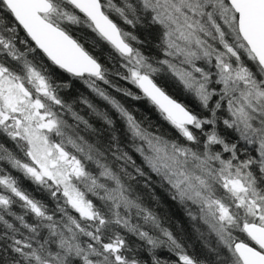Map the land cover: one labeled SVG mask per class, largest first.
<instances>
[{"label": "snow or ice", "instance_id": "obj_1", "mask_svg": "<svg viewBox=\"0 0 264 264\" xmlns=\"http://www.w3.org/2000/svg\"><path fill=\"white\" fill-rule=\"evenodd\" d=\"M76 82L107 137L63 98ZM153 185L215 237L203 259L146 206ZM0 264H264V0H0Z\"/></svg>", "mask_w": 264, "mask_h": 264}, {"label": "trees", "instance_id": "obj_2", "mask_svg": "<svg viewBox=\"0 0 264 264\" xmlns=\"http://www.w3.org/2000/svg\"><path fill=\"white\" fill-rule=\"evenodd\" d=\"M115 19V17H114ZM117 23H121L122 27H127L122 24L119 20H117ZM131 30V29H129ZM136 35H138L142 40H147V41H154L156 38L155 32H148L145 29L142 28H137L133 30ZM89 36H91V33H88ZM87 47V45H86ZM90 51H93L89 47ZM146 50H152L153 52L155 51L152 49V44H148V48ZM110 52V49L108 48L107 45L101 44V46L93 51V54L100 60L102 64H104L106 67L111 68L113 62L109 60L108 54ZM158 82H163V78H161L160 81ZM121 85L124 87H129L132 88L133 91H136V89L133 88V86L128 85L124 81H118ZM170 83V82H168ZM104 87L103 85H101ZM167 90L171 95H173L177 99L183 100V94L180 92L178 89H176L174 86L168 87ZM80 94H83L85 97L88 99L92 100L94 103L97 104V106L103 108L104 103L100 101L98 98L94 97L90 91L86 88L85 85L76 82L74 87L72 88L71 91H66L63 93V98L69 102V103H74V108L80 112L81 115H84L86 119H89L93 125L100 130V124L98 121L95 120L94 117H91L88 114V109L86 106L83 104L79 103V97ZM113 95H117V98L121 100L122 103L129 109V111L132 112V114L136 117L137 120H140L144 123L145 126L152 125L153 129L159 128L161 131H169V127L167 124H165L159 117L158 113L154 110L153 107H151L146 100H133L131 98H124L118 94H116L114 91L112 92ZM117 127L120 130V135L121 139H124V129H123V124L122 122H117ZM86 137H88L90 140L97 139L98 137H90L88 136L87 133H84ZM100 136L107 137L109 134L104 131L100 130L99 133ZM126 146V142L125 145ZM135 157V154H133ZM137 159V162H139V157H135ZM15 174V173H14ZM153 179H156L153 177ZM25 189H27L29 192L32 193V195L41 200L47 201L48 197L46 193H43L39 190L36 189V186L30 185V182H23L22 185ZM153 188L155 190L156 196L158 197V201H152L150 197L147 195V190L140 188L139 191L144 195V203L146 206L151 208L159 217L161 220V223L163 227L169 229L174 236L177 237L178 240L185 246V249L188 253L195 254V257L203 259L204 256L206 255V248L204 247L203 244L208 243L210 245H215V238L214 236L206 235L205 238L200 239L198 236L199 232L203 233V230L197 231V228L200 227V223L196 222L192 224V220L189 219L187 213L182 210L183 208L180 207L178 203L173 201L168 193L156 186L153 185ZM13 211L20 213L21 209L16 208L13 206ZM191 220V221H190ZM193 225L196 226V231L195 229L193 230ZM204 234V233H203ZM130 243H132V246L135 247L138 245L140 242L135 238V237H128ZM162 256H168L169 254L167 252H161Z\"/></svg>", "mask_w": 264, "mask_h": 264}, {"label": "rangeland", "instance_id": "obj_3", "mask_svg": "<svg viewBox=\"0 0 264 264\" xmlns=\"http://www.w3.org/2000/svg\"><path fill=\"white\" fill-rule=\"evenodd\" d=\"M30 185H33V184H31L30 183ZM33 186H35V185H33ZM16 208H19V206L18 205H16L15 206ZM180 207L181 208H183L181 205H180ZM20 209V208H19ZM182 210H184L185 211V209L183 208ZM186 212V211H185ZM189 217V216H188ZM190 219V218H189ZM191 221V220H190ZM194 223H196V221H192V224H194ZM200 223V222H199ZM195 225V224H194ZM193 225V230L195 229V231H196V226H194ZM199 229H201V230H203V236L201 235V232H199L198 234V236L200 237V239H203V238H205L206 237V235H209V233H208V230H207V228H206V226H204L202 223H200V227H199ZM200 230V231H201ZM215 238V237H214ZM206 244V243H205ZM205 244H203V245H205ZM190 255H193V256H195V254H192V253H189Z\"/></svg>", "mask_w": 264, "mask_h": 264}]
</instances>
